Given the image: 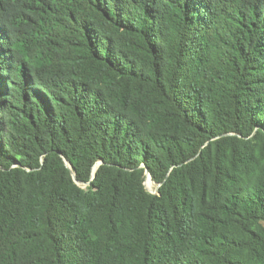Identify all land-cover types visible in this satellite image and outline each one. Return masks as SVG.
<instances>
[{
  "label": "trees",
  "instance_id": "trees-1",
  "mask_svg": "<svg viewBox=\"0 0 264 264\" xmlns=\"http://www.w3.org/2000/svg\"><path fill=\"white\" fill-rule=\"evenodd\" d=\"M0 264H264V0H0Z\"/></svg>",
  "mask_w": 264,
  "mask_h": 264
},
{
  "label": "rangeland",
  "instance_id": "rangeland-1",
  "mask_svg": "<svg viewBox=\"0 0 264 264\" xmlns=\"http://www.w3.org/2000/svg\"><path fill=\"white\" fill-rule=\"evenodd\" d=\"M149 178L150 177L147 176V178L145 180V187L149 193L156 194L158 192L159 186L156 185L153 181L151 183H149ZM83 188H85V186Z\"/></svg>",
  "mask_w": 264,
  "mask_h": 264
},
{
  "label": "water",
  "instance_id": "water-1",
  "mask_svg": "<svg viewBox=\"0 0 264 264\" xmlns=\"http://www.w3.org/2000/svg\"><path fill=\"white\" fill-rule=\"evenodd\" d=\"M67 165L69 168H71V166L68 163H67ZM147 176L150 177V175L148 173H147ZM150 179H151V177H150ZM151 181H152V179H151Z\"/></svg>",
  "mask_w": 264,
  "mask_h": 264
},
{
  "label": "bare ground",
  "instance_id": "bare-ground-1",
  "mask_svg": "<svg viewBox=\"0 0 264 264\" xmlns=\"http://www.w3.org/2000/svg\"><path fill=\"white\" fill-rule=\"evenodd\" d=\"M152 181H151V179L149 178V183H151ZM148 188V187H147Z\"/></svg>",
  "mask_w": 264,
  "mask_h": 264
}]
</instances>
